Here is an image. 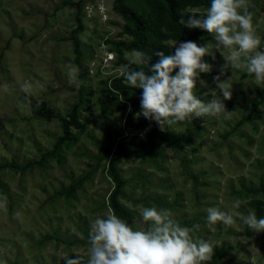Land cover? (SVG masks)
I'll use <instances>...</instances> for the list:
<instances>
[{
    "label": "rangeland",
    "instance_id": "374dc122",
    "mask_svg": "<svg viewBox=\"0 0 264 264\" xmlns=\"http://www.w3.org/2000/svg\"><path fill=\"white\" fill-rule=\"evenodd\" d=\"M122 4L146 19L152 0ZM113 5L114 0H0V202L7 197L0 209V261L65 264V257L79 255L86 264L89 245L79 242L88 243L91 224L111 211L108 164L119 154L115 167L124 185L118 202L130 213L131 227H148L141 207L170 209L181 226L193 228L194 239L213 243L208 264H264V232L251 231L238 218L227 228L207 223L209 207L228 211L237 199L241 205L233 212L254 210L264 218V83L228 69L220 79L229 80L232 97L223 102L234 114L166 126L153 136L156 156L146 155L133 142L145 143L154 124L136 127L145 120L137 114L129 123L131 95L114 83L123 77L121 59L134 69L146 64L131 63L133 50L124 46L131 39ZM207 9L189 6L182 12L202 15ZM249 11L262 40L258 51L264 52V0H249ZM188 30L192 41L211 44L215 55L204 58L212 71L200 74L194 92L205 103L212 92L223 100L214 78L226 61L212 35ZM179 42L167 39L164 45L174 54ZM68 63L79 69V89L69 83ZM25 80L45 87L26 95ZM65 123L70 135L57 156H47L64 136Z\"/></svg>",
    "mask_w": 264,
    "mask_h": 264
},
{
    "label": "clouds",
    "instance_id": "9594fccd",
    "mask_svg": "<svg viewBox=\"0 0 264 264\" xmlns=\"http://www.w3.org/2000/svg\"><path fill=\"white\" fill-rule=\"evenodd\" d=\"M197 12L194 10L187 20L181 17L178 23L189 29H202L214 37L215 49L226 61L220 75L214 78L223 100L212 92L213 98L205 103L194 92L200 74L212 71V65L204 60L206 56L215 59L210 51L211 44L199 46L194 41L179 42L174 45V54L157 51L155 56L159 60L155 64L149 63L151 57L146 53L134 50L131 63L149 65V73L127 67L123 73L126 85L142 90L141 111L137 115L155 121L161 131L166 126L206 116L231 117L234 112H229L223 101L231 99L232 88L229 80L220 79L228 69L245 71L254 76L257 83H264V52L258 51L262 40L254 30L249 0H211L204 14ZM64 67L69 83L79 89L83 81L79 79L78 67L71 63ZM44 87L39 80H25L21 90L30 95L34 88ZM4 88L7 90V85ZM6 201L4 197L0 209L6 207ZM240 205L237 199L228 211L209 207L207 223L216 225L219 222L227 228L235 226L238 218L251 231L264 232V218H258L254 210H249L247 215L232 211ZM140 215L147 228L134 229L112 211L105 218L97 216L90 226L86 264H208L212 260L213 243L203 238L194 239L193 228L181 226L170 209L141 207ZM64 261L65 264H85L79 255L75 259L65 257Z\"/></svg>",
    "mask_w": 264,
    "mask_h": 264
},
{
    "label": "trees",
    "instance_id": "16d2710c",
    "mask_svg": "<svg viewBox=\"0 0 264 264\" xmlns=\"http://www.w3.org/2000/svg\"><path fill=\"white\" fill-rule=\"evenodd\" d=\"M210 5L211 0H152V4L150 5L151 12L146 19L137 15L132 9L124 6L122 4V0H114L113 9L124 20L125 33L131 39V42L128 45L124 46L133 51L138 50L144 53L145 49L148 48L149 52L147 53V55L151 57L149 63L155 64L159 60V57L155 56V53L157 51H163L166 55L171 54L169 48L164 45V42L167 39H171L175 42L192 41L194 34L189 32L188 28L178 23L181 17L186 20L188 19V15L184 14L182 11L189 6L209 8ZM73 45L74 51L77 55V65L81 67V52L79 50V44L75 38H73ZM121 64L125 65V67H127L129 70H143L146 73H149V65L147 64L144 68L140 69H134L131 64L125 62L123 59H121ZM175 71L178 72V69ZM173 74H175V72ZM116 82L120 83V87L124 93H129L131 95L129 101L131 110L128 113V121L129 123H132L133 117L141 111L140 98L142 96V90L124 85V76L114 83ZM151 123L154 124V129H152L150 133L146 135V142H133V144L135 147L141 149L146 155L155 157L156 150L153 143V136L159 132V126L156 124V122L145 119L142 122L138 123L136 127L142 128ZM72 125L75 128L80 127V125L75 120L72 121ZM69 126L70 125L68 123H65L64 136L57 140L52 151L47 153V156L52 158L57 156L64 137H68V135H70V131L68 129ZM118 156L119 154L115 155L108 164L109 177L114 184V188L108 197V205L112 212L129 223L130 213L123 209L118 202V197L124 185V182L115 167L116 163H118L119 161ZM30 166L32 165L29 164L28 167ZM0 167L4 168V166ZM11 167H14V165H11ZM262 206L264 208V204ZM79 244L89 245V243L83 241H80ZM216 262L217 259L213 261V264H216Z\"/></svg>",
    "mask_w": 264,
    "mask_h": 264
}]
</instances>
